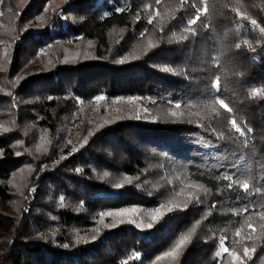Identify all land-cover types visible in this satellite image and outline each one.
<instances>
[{
    "label": "trees",
    "instance_id": "1",
    "mask_svg": "<svg viewBox=\"0 0 264 264\" xmlns=\"http://www.w3.org/2000/svg\"><path fill=\"white\" fill-rule=\"evenodd\" d=\"M4 3L18 38L0 82L29 55L80 49L1 86L0 208L17 171H32L21 215L6 223L0 209V224L14 227L0 264H155L189 232L177 264H233L232 253L262 264L264 0ZM124 99L152 119L94 123L98 107ZM193 190L200 199L184 209ZM102 212L113 215L101 222ZM119 212L153 227L114 220Z\"/></svg>",
    "mask_w": 264,
    "mask_h": 264
},
{
    "label": "rangeland",
    "instance_id": "2",
    "mask_svg": "<svg viewBox=\"0 0 264 264\" xmlns=\"http://www.w3.org/2000/svg\"><path fill=\"white\" fill-rule=\"evenodd\" d=\"M5 4L6 3H4V0H0V69L3 71H7L9 69L12 59V52L14 50L16 39L18 38V30L15 22L17 18L13 16L11 17V9L7 8ZM61 46L62 50L60 49L55 51V49L51 48L45 50L43 53L45 56L40 57L39 55L34 54L26 57L22 62L20 71L17 74L2 78V82H0V92H5V90L1 86L8 89L11 86L17 84L23 77L29 76L34 73H39L48 68L53 62L56 52H58L61 56L64 54V51H67L68 53L70 52L72 55L80 49L76 44L73 43H65ZM81 51H83L85 55H89L88 46L81 47ZM144 109H146L144 105L137 101V99L117 100L109 107L106 106L104 112L101 111V107H98V110H96L95 112L96 116L93 120L95 124H98L101 122H107L109 120L113 121L119 117L121 118L124 116L137 117V114H139V117H142L141 119L150 121L152 117L144 116L147 113V111L144 112ZM80 123L81 121L77 119V121L75 122V126L80 125ZM32 155H34V157L36 158L40 156L35 152H33ZM31 171L32 165L27 163L19 171H17L16 175L14 176L11 182V190L13 192V196L9 201L3 202L0 208L2 211L1 213H3L1 219L4 222L8 223L12 219H17L21 215V207L23 206V191L27 183L26 181L28 175ZM119 215L121 216L122 214L119 212L118 216H115V218L113 217V219L116 220L118 217H120ZM122 218L129 223H133V221H135L134 224L137 227L147 229V224L142 222L141 220L138 221L134 218H131L129 216L126 217L124 215H122ZM250 227L254 228L253 225H250ZM13 229L14 227L7 228L0 224V241H4V238L6 240V237L8 235L13 234ZM182 246L172 255L164 256L163 254L155 264H177V257L180 253V250L183 248ZM174 248L175 247H173V249ZM231 255V262L233 264H242L238 254L232 253ZM262 264H264V260Z\"/></svg>",
    "mask_w": 264,
    "mask_h": 264
},
{
    "label": "snow or ice",
    "instance_id": "3",
    "mask_svg": "<svg viewBox=\"0 0 264 264\" xmlns=\"http://www.w3.org/2000/svg\"><path fill=\"white\" fill-rule=\"evenodd\" d=\"M146 7H147V6H146ZM116 11H117V12H123L124 9H123V8H117ZM107 15H108V13H104V16H107ZM148 23H149V24L152 23V18H150V19L148 20ZM182 39H187V36H183ZM150 46H151V47H155L154 44H150ZM120 62H123V61H120ZM164 71H166V72H172L173 70H172L171 68H165ZM262 92H264V90H256V93H262ZM102 99H103V97L101 96V100H102ZM180 108H181V104H180V103H176V104H175V109H180ZM146 111H147V110L144 109V112H146ZM168 115L171 116V117H177V118H179V117H182L184 114H183V112H178V111L169 110V111H168ZM137 119H139V114H137ZM189 122L191 123V121H189ZM8 130H9V129H6V128L3 129V131H8ZM69 143H70V141H69ZM17 155H19V153H17ZM104 175L106 176L107 173H104ZM223 178H224L225 180H227L226 177H223ZM125 180H126L128 183H131V178H130V177H126ZM248 187H249L248 184H244V185H243V188H245V189L248 188ZM181 192H183V191H181ZM61 199H62V198H61ZM193 199H195V200H197V201H199V199H200L199 195L197 194V192H196L195 190H193V191H189V192L187 193L186 199H185V201L183 202V208L186 209L187 206H188V204L191 203V201H192ZM175 207L179 208V207H181V205H180V204H177V205H175ZM161 209H163V210L166 209L168 212H171V211L173 210V207H170V206H168L167 204H162V205H161ZM133 211L136 212V209H133ZM160 213H161V212H153L151 215H152L153 219H156V218H157V215L160 214ZM112 215H113L112 212H102V213H100V216H101V222H102V218H103V217H105V216H112ZM122 222H123V221H122ZM133 223H135V221H133ZM197 223H199V221H197ZM151 227H153V224H152V223H148V224H147V228L151 229ZM194 231H195V229H192V232H194ZM190 236H191V232H189L187 235H182V236L180 237L179 241L176 243L175 248H174L172 251H170V252H165V253H164V256L172 255V254H173L176 250H178L182 245H184L187 241H189ZM246 238H247V239H252L253 237H252V236H247ZM94 239H95V237H93V240H94ZM64 247H68V245H64ZM254 251H255L254 248H252L251 250L248 249V251H247V253H246L247 258H250V252H254ZM217 255H220V253H217ZM240 259H241L242 264H245L244 258L241 257Z\"/></svg>",
    "mask_w": 264,
    "mask_h": 264
}]
</instances>
